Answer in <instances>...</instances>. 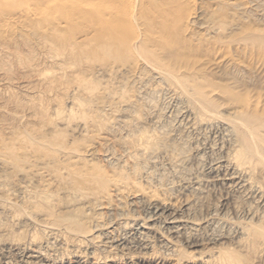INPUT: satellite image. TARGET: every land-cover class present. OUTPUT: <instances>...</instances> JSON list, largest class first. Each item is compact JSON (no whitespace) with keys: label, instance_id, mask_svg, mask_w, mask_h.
I'll return each mask as SVG.
<instances>
[{"label":"bare ground","instance_id":"1","mask_svg":"<svg viewBox=\"0 0 264 264\" xmlns=\"http://www.w3.org/2000/svg\"><path fill=\"white\" fill-rule=\"evenodd\" d=\"M173 1H175V0H173ZM173 1H171V0H168V1H166V0L165 1L164 0L163 1H161V0H147L149 10L153 11L152 8H154L156 13L158 12V14H159V16L156 17L157 16V15H155L156 13L154 14V12H153V14L155 15V16L153 15V17H156L154 20H159V21H157V23L159 22L161 25L163 24L164 26H166V28L167 27H168V29L170 28L169 29L170 31L168 29H165V28H164V30L161 29V31H160L159 29H160L161 26L158 23L159 25L157 24L158 26L156 28H154V30L157 29L160 26L157 29V31L159 30L158 31L159 34H161L160 32L163 31L162 32L163 34H161V36H159V38H157L158 36L154 37V38H151L150 35L147 34V32H146V34L148 36L145 34V30L142 31L143 28H141V27L140 28L142 30L139 28L140 30L138 32L137 28L140 25H138L136 27V25H137L136 21H135V23H136L135 25H134V23L132 21V20H135V19L137 20V22L139 21L140 23H141V20L145 21V20H143V18L146 17L145 14H147V16H148L147 21L148 20L150 22L153 21V20L152 21L150 20V19H153V18H151L152 16L149 17L150 14L146 13V12L149 11V10L147 11V9H146V6H147L146 4H145L146 6L144 5V7L146 9V12L144 10L142 11V15L144 14V17L142 18V17H139V15L141 14L139 12H141V10L138 9L139 12L138 11L136 12L137 3L139 2V1L136 2V0H99V1L82 0V6H83V9H84L83 10V14H84L83 15L84 16L83 20L85 19V22L88 23L87 26H89L92 23L91 26L94 27L93 23H95L96 26L99 27V29H98V30H100L99 33L97 34V31H98L97 30V31H95V34L98 35L97 38L100 37V38H98L100 40H96L95 39L96 36L93 35L95 37V38L93 37L95 40L93 39L94 41H89L88 39L91 40V38H92V36H91V38L89 36V38L87 39V37L89 35V32L91 31L90 30L89 32L88 31H86V32L84 31V35H83L84 38L82 36L81 39L80 38L79 39H75L72 42L71 41L69 42L68 41L69 39H68L67 42H63V43H50L52 40H54V39H52L48 43V42H46L47 39L44 38L45 39L44 42H46L48 44H44V43L42 45L39 44L41 46L38 47V48L43 47L44 51L52 52V55H55L56 57H61V60H62V64L61 65L62 66L64 65V62H68L69 63L71 55L73 56V52L77 53L78 57L75 58V61H76L75 64H78V65H79V63L81 64L84 59H87L89 61L90 60L92 61V59L94 61V59H95V60H97V63H98V61H101L102 63H106V62L109 61V59H111L112 63H113L115 61V60L113 61V59H115V58H116L117 61H119V58H123L125 60L129 59L130 61H132V58H133L132 56L136 57V55L140 56V54H141V56L145 58L144 60H143V58H141L143 60V62L145 61V62H148L150 64V65L146 64L148 66V68L151 67L152 65L156 66L157 69L159 70V72L162 73L161 76L164 77L169 83L171 82V87H173L172 86L173 83L176 85V88L179 87V89L181 90V91H179V92H181L180 93L181 95H180L179 98H182V96H185V95L188 96L187 99L190 98V101L195 106L196 114H198V115H196V118H197V116H199L198 119H199V123H200L201 126H203L205 129L211 128V129H208V130H212V131H213V129L216 128V133H217L219 128L225 130L224 132L227 133L226 137H227V135L229 137V139L227 140L228 144L226 143V145H229L228 150L226 149L229 152L226 155L227 157H225V159H224L225 160L224 163L226 164L225 167H226V169L229 172L228 174H230V176H229L230 179L229 180L227 179V180L230 183H233V184L234 183L235 184L238 183L240 186L242 185V187L246 186V184L248 185V180L247 179L251 180L252 182L251 181L249 182V183H251V188L254 189L256 192H259V193L262 191L261 194H262V198H263V201H264V111L262 109H260V108L259 109L262 110V113H260L258 110H256V109H258V107H260L262 105H260L258 103L260 106H258V104H257L255 109L252 110V108L254 107L253 106L254 100L258 99V98H255L253 100V102H252L250 99L247 98V96H246L247 94L245 95L244 98H240L238 96H235V94L232 93L233 92L232 90L228 89L227 87H224L225 84L224 85L218 84L217 82L219 80L217 82L215 80L214 82H216V83H214L213 81H210L209 79L208 80L205 79L204 76L201 77V76H199V74H196L195 72L190 71L188 66H186L184 64L185 63L184 61H183V64H184L183 65V64H181L182 63L181 60L180 61H176V62H172L171 60H169L171 54H173L172 52L177 50L178 43H181V45L184 47L185 42H184L183 37H182V40H181V36L184 33H187V31H189V29H190L189 24L191 22V19H194L193 17L195 16V15H193V17H192V14L190 15V13H189L191 11L188 12L187 10L186 11L188 13L185 12L183 14V16L180 15V12L172 11L171 10V8H172L171 5L172 6L174 5L173 6V8H174L175 5H176L175 3H177L178 6H179V3L181 2L180 0H176L175 2H173ZM140 3L142 4V2H140ZM183 3L187 4V1L183 2ZM149 4H152L151 5L152 8L149 7L150 6ZM153 4H154V7H153ZM181 5H183L182 8L185 7L184 4H181ZM181 5L179 6L180 8H181ZM218 5H219V3H217V6ZM235 5H237V4H235ZM84 6L85 7L88 6L89 7L88 10L85 11L86 8H84ZM93 6H95L97 9H94ZM178 6H176L177 8H174V9L172 8V9L175 10V11H176V9L178 11H180ZM230 6H229V8H231ZM213 7L216 9L215 5ZM224 7H225V5H224ZM217 8H219V6ZM26 9H25L26 11H24L23 9H22V11L24 13L28 14V17H29V15H32L31 13L34 14L35 11L37 13V9L38 8L37 9L34 8L35 11L33 10V8L32 9L31 8L30 9L26 8ZM215 9H213V11H215ZM41 10H43V9H41ZM93 10H95L97 14H92L91 12ZM216 11H218V13L221 14L220 13L221 10L219 11V9H218ZM38 12H39V10H38ZM0 13H2L1 10H0ZM24 13L21 12V14H23V15H24ZM137 13H139V15ZM12 14H13V12H12ZM44 14L45 13H41L42 16ZM213 14L214 13H212V15ZM39 15H40V12H39L38 16ZM142 15H140V16H142ZM36 17H37V15H36ZM210 17L208 16L207 19L208 18L210 19ZM55 18L56 17H48L47 18L48 20H45L46 18H43V19H41L42 21L39 20V23L45 22V23H43V26H44V24H46V21H50V22H47V24L48 23H52L55 26L56 25L55 21H54V20H56ZM212 19L213 18H211V20ZM221 19H222L223 22L227 21V20L224 21L223 18H221ZM0 20H1V17H0ZM57 20H58V18H57ZM171 20H172V24L170 22ZM215 20L216 19H213L211 22H213ZM217 20H218V24H219V20L220 19H217ZM231 20H230V22H231ZM2 21L3 20H1V24L5 22V21L4 22H2ZM131 21H132L133 24L131 23ZM147 21H145V22L148 25ZM235 21L237 22V19ZM85 22H84V24H85ZM139 22H138V24H140ZM168 22L171 24L172 27H173V25H176L178 29H176V28L173 29L171 26H168ZM207 22H208V20H207ZM209 22H210V20H209ZM239 22H240V20H239ZM58 23H60V22H58ZM214 23H216V21ZM231 23H233V22H231ZM8 24H9V22H8ZM151 24H153L154 27H155V23L154 22L151 23ZM151 24L149 25V27L153 28V26H151ZM191 24H192V22H191ZM239 24H237V25L234 24V26L238 27ZM142 25H143V22H142ZM212 25L216 26L213 23H212ZM38 26H39V24H38ZM50 26L52 27V25H50ZM50 26L48 25V27H50ZM58 26H59V24L56 25L57 28H58ZM209 26H210V24H209ZM239 26H241V24ZM22 27H23V24H22ZM48 27H47V29L44 27L45 31L48 30ZM143 27H144V25H143ZM149 27H147V28H149ZM24 28L22 30H24ZM27 28L29 30L30 26H27ZM55 28H53V29L56 30ZM220 28L224 29L223 26H220V27L216 26V30H214V27L210 26L206 30V33H208L210 35H211V33L214 34L216 31L220 30ZM36 29L37 30L35 31V33L36 32L38 33V31H40V29L39 30H38V28H36ZM42 29L43 28H41V30ZM91 29H92V27H91ZM172 29L174 30L175 33L172 32ZM235 29H234V31H235ZM165 30H167V32L169 31L170 33H173V34L170 35V33L169 34L166 33ZM176 30L179 33H181L182 35L179 34ZM30 31H31V33H33V29L30 30ZM140 31H141V33H140ZM53 32L55 34V31H53ZM42 33H44V30L42 31ZM231 33L233 35L232 31H231ZM79 34L81 35L82 32H80ZM45 35L46 34L44 33V36H42V37H45ZM38 36H40V35L38 34ZM57 36H59V35H57ZM101 37H102V40H101ZM205 37H207V35ZM219 37H220V35H219ZM226 37H229V36H226ZM60 38L61 37L59 36V39ZM198 38L199 39H197V40L199 41L200 37H198ZM229 38H231V37H229ZM229 38H227V39L229 40ZM190 39H192V38L190 37ZM201 39H202V36H201ZM212 39H213V37H212ZM221 39L222 38H220V40ZM227 39L224 38V41H227ZM197 40L194 39V41H197ZM214 40L216 41V39H213V41ZM190 42H191V40H190ZM190 42L188 44L189 46H187V47L191 48ZM201 42H203V41H201ZM222 42H223V40H222ZM182 43H184V45ZM206 43H208L207 42V38L205 40V44ZM195 44H197V45L195 46V48L193 46L194 49H196V47L199 46L197 42ZM94 45H97V46H94ZM151 45H153V46L151 47ZM181 45H179V46L182 48ZM201 45H203V43ZM33 46H35V45L33 44ZM91 46H93V47L90 48ZM27 47H29V46H27ZM205 47L203 45V47H200V48H202L201 50H203ZM184 48H182V49H184ZM213 48L214 47L212 46V49ZM191 50H189V52H191ZM196 50H194L195 54L197 52ZM210 50L207 53H204V54L205 55L207 54V56H208L209 53H212V51H213V50H211V51ZM179 51H181V50H179ZM206 51L207 50L205 49V51H203V52H206ZM48 52H46V54ZM186 52H188V51H186ZM203 52L201 53V55H203V57H204L205 55L203 54ZM199 53L197 52V55ZM21 54H24V53H21ZM191 54H193V52ZM47 55H50V54H47ZM47 55H45V56H47ZM201 55H199V56H201ZM194 56H196V55H194ZM20 57H18V58H16V56L14 57V58H16L18 63H21V61H22V60L20 61V59H22ZM50 58L52 59L51 55H50ZM50 58H47V59H50ZM64 58H68L69 60L68 59L64 60ZM179 58L181 59V57H179ZM189 59H190V56H189ZM135 60H139V59L136 57L133 60L134 61L133 64L131 63L132 65L128 62L130 64L129 66H127L126 62L122 60L125 63L124 65L127 66V68H126L123 65V67L126 68L125 71L128 72L131 75V76L129 75L131 77L130 79L133 78V80L137 77L138 72L140 70H142V72H143V69L139 68V66H137L138 63L136 64L137 61H135ZM27 61H26V63L29 62V61L28 62ZM58 61L59 60H57V64H58ZM93 61L91 63H94ZM197 61L200 62V60H196L195 62H197ZM90 62H87V64L90 63ZM101 62H99V63H101ZM109 62H111V61H109ZM140 62H139V64H141ZM102 63H101V65H102ZM205 63H206V61H205ZM24 64H25V60H24ZM36 64L37 63H35V65ZM115 64L116 63L114 62L111 65L114 66ZM180 64L183 65L184 67L179 66ZM94 65L97 66L96 64H94ZM187 65H188V63H187ZM66 66H63V67L67 68ZM102 66L104 67V65H102ZM120 66H122V65H120ZM143 66H145V65H143ZM33 67H35V66L33 65ZM99 67L100 66H98V68ZM105 67H106V65H105ZM107 67H109V66H107ZM192 67H191V69H193ZM38 68H36V69H38ZM98 68L95 67L96 70ZM110 68L113 71L116 70V69H114L115 66L113 68L111 66ZM70 69L72 70V68H70ZM100 69H101V67H100ZM120 69L122 71V68H120ZM145 69H146V67H145ZM152 69H154V67ZM106 70H108V69H106ZM63 71H64V69H63ZM72 71L74 72V70H72ZM81 71H82V69H81ZM92 71L93 70H91V69H90V71H89V69H88V71L86 69V73L87 72L90 73ZM113 71H111L110 73H113ZM125 71H124V74H125ZM147 71H146V73H147ZM64 72H62V73H63V75L65 77ZM67 72H69V70ZM144 72H145V70H144ZM159 72L157 71L156 75H159ZM76 73H77V75H75V79L76 78L78 79V77L80 78L81 77L80 75H82V78L78 79V82H77L78 87L76 86L77 89H75V90L76 91L77 90L78 91L85 90L86 92H88V94L90 95V98L92 100L93 99L96 100V104H98V106H96V108L97 107L98 108L99 107H104V105H107L106 102H107V100L109 99V97H110V95L112 93L111 90L104 89L102 87V85L98 84V82L89 83L88 81L93 80L94 77L91 76L90 77L91 79L88 78L89 76L86 77L85 76V70L80 72L79 75H78V71ZM150 73H153V72L151 71ZM67 74H68V76H71V75H69L70 72L67 73ZM71 74H73V73H71ZM98 74H100V73H98ZM98 74H97V76H95L96 74L94 76L97 77L98 79H100L98 77ZM107 74H109V73H107ZM141 75H142V73L140 74V77H142ZM146 75H148V74H146ZM150 75L154 76L155 74L153 73V74H150ZM73 76H74V74H73ZM76 76H78V77H76ZM111 76L113 77V75H111ZM119 76L117 77L118 79L120 78ZM124 76L127 78L126 75H124ZM52 77H54V76H52ZM64 77H63V79H64ZM103 77H105V76H103ZM160 77H159V79L161 80L162 77L161 78ZM207 77H208V75H207ZM137 78L139 79V77H137ZM151 78H153V77H151ZM57 79L60 80V78H58V77H57ZM67 79L74 80V78L72 76H71V78L68 77ZM67 79L65 81H67ZM141 79L143 80L144 77L140 78L139 81ZM148 79L151 80L149 77H148ZM153 79L156 80L155 78H153ZM124 80L125 79H123V82H124V84H126ZM154 80H151V81H154ZM160 80L157 81L158 82L157 86H159ZM117 81H121L122 82V80H117ZM134 81H136V80H134ZM161 81H163V80H161ZM62 82L64 83V81H62ZM74 82H76V81L74 80ZM74 82H73V85H74ZM55 83H56V80H55ZM140 83L141 82H139V85H140ZM65 84H66V86H68L67 83H65ZM68 84L70 85L71 83H68ZM132 84H133V82L131 83V85ZM165 84H166V81H165ZM62 85L63 84L61 83V86ZM66 86H63V87L65 88ZM106 86L107 85H105V87ZM119 86H120V84H119ZM133 86H135V84ZM145 86H147V85H145ZM166 86H167V84H166ZM68 87L70 88V86H68ZM64 88H63L62 92L63 93L64 92L68 93L67 91H69V88H68V90H65V91H64ZM130 88H132V87H130ZM169 88H170V85H169ZM176 88L173 87V88H171V90L172 91L174 90V92H175ZM65 89H67V88H65ZM166 89H168V88H166ZM72 90L70 88L69 92H71ZM137 90H138V88H137ZM177 90H178V88H177ZM139 91H140V89H139ZM115 92H116V89H115ZM130 92L131 91H129V90H124V87H123V94H120V96L122 95L121 96L122 101L129 100L128 101V103H129V102H131L133 100L132 102L138 101V103H140L139 101L143 100V99H141V97L138 96V95L142 94L141 92H138V95H137L138 98H140L141 100L140 99L136 100L135 99L136 98L135 95H131ZM171 92H170V94H172ZM139 93H141V94H139ZM84 94H86V93H84ZM165 94H167V92ZM69 95H73L75 97L74 94H69ZM78 95H77V97H78ZM81 95L82 96H86V95H83L82 93H81ZM254 96L256 97V95H254ZM77 97H75V99ZM87 97H89V96H87ZM186 97H185V99H186ZM81 99H83V98H81ZM81 99H80V102H81ZM87 99L85 101L89 100V99L88 100ZM119 99H120V97H119ZM185 101H187V100H185ZM83 102H84V100H83ZM83 102L79 103V105H78V102L76 101L78 107L80 106L79 107L80 110L78 108H76V110H75L76 112H77V110H78V113H79V111L81 112V108L83 107L82 106ZM115 102H116V100H115ZM89 103H91V102H89ZM110 103H112V102L110 101ZM138 103H137V105H138ZM187 103L188 102H186V105H187ZM93 105H95V103H93ZM129 105H130V103H129ZM129 105H127V106L129 107ZM155 105H156V103H155ZM193 105H191V106L193 107ZM112 106L114 107L115 105H112ZM87 107H90V106H87ZM87 107H86V109H87ZM92 107L93 106H91V108ZM130 107H131V105H130ZM138 107H140V106H138ZM83 108H82V110H83ZM188 108H187V110H188ZM100 109L97 110V112H96V110L94 112L98 113L100 111ZM104 109H106V108L104 107ZM128 109L129 108H127V110ZM132 109H134V107ZM92 110H90V112ZM120 110H122V109H120ZM108 111H109V108L107 110V113H108ZM111 111H110V113L112 114ZM128 111H130V110H128ZM94 112H91V113H94ZM186 113H187V111H186ZM84 114H83L82 117L88 118L87 116H84ZM118 114H120V113H118ZM126 114H128V113H126ZM190 114H191V112H190ZM192 114H193V111H192ZM115 115H116V113H115ZM193 115H192V118H193ZM43 116H45V115H43ZM103 116L106 117V114H104ZM110 116L112 117L113 114L110 115ZM184 116H185V114H184ZM186 116H188V114ZM91 117H92V115L90 116V119H92ZM189 117H191V116H189ZM41 118L42 119L45 118L46 120L48 119V118H46V116L45 117H41ZM82 119H81V121H79V118H78V121H79V123L81 122V124L85 120V119L84 120H82ZM94 119H95V117H94ZM106 119H108V118H106ZM119 119L121 120V118H119ZM73 120H75V117H74ZM95 120H93V122ZM42 121H41V123H42ZM112 121H113V119H112ZM114 121H115L114 123L117 122L116 118L114 119ZM122 121L123 120H121V122ZM196 121L194 119L193 124H195L194 122H196ZM95 122H96L97 127L99 129L101 128L103 130V133H104V130H105L106 134L107 133L110 134L109 132H111L110 136H112L113 135L112 133L115 132V131H113V129H111V126L109 127L108 124L104 120L103 121L102 120H96ZM128 122H130V121H128ZM185 122H186V120H185ZM72 123H73V121H72ZM75 123H77L76 120H75ZM199 123L197 122V125ZM117 124L121 125L119 122ZM82 125L84 126V124H82ZM82 125H81V127H83ZM113 125H112V127H113ZM181 125H182V123H181ZM185 125L186 124L184 123V126ZM49 126H50V123H49ZM125 126H127V125L125 124ZM128 126H130V125L128 124ZM133 126L135 127V124ZM119 127L121 128V126H119ZM139 127H141V125ZM180 127L182 128L183 126H180ZM187 127L189 129V126H187ZM193 127H194V125H193ZM41 128L44 130V128H46V127H44V128L41 127ZM47 128H48V126H47ZM120 128H118V129H120ZM123 128H125V127H123ZM144 128L146 130V127H144ZM144 128H142V129H144ZM101 129L99 130L100 134L102 133ZM125 129H122V131L125 130ZM138 129L136 128L135 132ZM191 129H192V127H191ZM205 129H203V130H205ZM90 130H92V129H90ZM145 130H144V133L146 132ZM39 131H40V129H39ZM125 131H123L124 133H122V134H125ZM165 131L163 130V132L161 131V133H164ZM36 132H38V130ZM40 132H42V130ZM119 132L121 133L120 130H119ZM127 132H128V129H127ZM141 132L142 131L139 130V133H141ZM183 132H185V130ZM196 132H199V131H196ZM201 132H202V130H201ZM117 133H118V131H117ZM181 133H182V131H181ZM208 133H210V132L208 131ZM225 133H224V135H225ZM10 134L12 135V137H14V135H13L14 133H10ZM217 134H221V133L218 132ZM43 135H44V137L47 138V136H45V134H43ZM58 135H60V137L59 136L58 137L61 138V139L58 138L59 139L58 140L56 138L54 140L53 137L57 136L56 134H54L52 136L53 140L49 136L51 138V139H49L50 141L48 139H46L47 141L45 139H41V137L39 139H38V137H37V139H35L36 134L34 135V137H31L30 134H25V135H22L21 138H18V139L12 140V141H6L5 139L0 138V171L1 172L2 171L3 172H7L8 171L7 174L4 173L2 176L0 175V216L4 215L7 218L11 217V220H9V222L11 221V223L14 224V229L16 227L19 228V229L21 228L20 231L18 229H16V230L19 231L18 233H16V231L14 229H13L14 232H12L11 230L8 229L9 231L7 230V233L3 234L4 230H2V228L0 226V228H1V232L0 233L3 234V236H1L2 239H0V249L1 250L2 249H6V250H8L7 251L8 253H10V251H13L14 253H16L17 256L21 258V259L19 258L21 260V262L19 261L20 264H173V263L174 264H253L252 263L253 259H254V261H256L255 259H257V261L260 264L264 263V225H261L258 221H257L258 223L256 224V222L254 223L253 221H251L252 219L251 220L249 219L251 222H253L252 224L250 222V225L249 224L244 225L247 222L244 223V221L242 219H240V220L243 221V222L242 221L241 222L243 223L244 226L240 225V223H239L240 221H239L238 218H237L238 220H236V219L234 220V221H236V223L239 221L238 222L239 225H238L237 229H238V232H240L239 234L242 235L241 236L242 237L241 241L243 239L242 242L240 241V244L242 243L241 244V248L239 250H236V251H234V250L230 251L231 249L225 250L226 247H225V249L222 247V250H221V252L218 253L217 257H216V254H217L218 250H217V252L215 251L216 254L213 255L211 253L212 251L209 252L210 251V250H208L209 248H205L210 253L209 255H206V256H204V254H205L204 252L205 251L204 252L202 251L204 253L202 255H198L197 254V255H193V256H192V253H191V255L187 254V253H183V252L180 251V248H178V246L176 244L177 241H179L176 237L175 238L177 239V241L176 240L175 241H170L169 239L166 240L161 235L162 231L159 232L158 230H160V229L156 228L157 227L156 226L157 223H155L156 221H161V223L165 224L164 226L167 227V230L169 231V233H172L173 235H175L176 233H177V235H180L179 234V231H181L180 229L183 228L182 230L184 231V228H186L189 225L188 222L184 221L185 219L182 220V218L179 217L180 214H178V212L180 213L182 207L181 206L178 207L177 204L175 202H173V200L170 197L169 198H165L166 196H169L171 194V193H169L170 191H168V187H167V191H165L164 193H162L161 191L158 193L155 190L154 191L150 190V188L146 187L145 184L142 186L141 183H139V179L141 181H142V179H146L145 175L148 174V173L145 172V170H143L145 168L148 169V167H146L147 166L146 164L148 162L147 161L148 158H151L153 156V154L156 155L158 153H162V154L164 153L161 150V148H162V146L165 145V142L168 140V139L166 140L165 138H163V137H166L165 135L162 137V139L159 138V139H156V140H153V141H151L152 139H150V141L145 142L146 143L144 145L145 147H143V145L142 146L140 145V147H139V145L138 146L136 145L139 148L138 149L133 148V150H135V151H131L130 149H132V148L130 146H129L130 149H128L129 147L127 145H126V148H123V149H127L128 150L127 153H130V155L132 156V159L135 160V162H134L135 163V165H134V171H135L134 173H135V175H133V176H130L131 175L130 172H129L130 175L128 173L124 174V171H122L123 173L122 172L121 173H118V172L114 173L112 171L111 172L112 174H111L110 172H108L106 167L105 168H100L99 166L96 167V165L92 164V162H93V160H92L93 158L92 157H94V156H96V154H98L97 151L99 149L98 150L96 149L97 150L96 151L93 148L94 150L91 149V150L86 151L85 150V148H86L85 146H84L85 148H81L84 151L83 150L81 151V149L79 150V148H77V149H69L68 148L69 144H67L68 140H64V138L68 139V136L64 137L60 133ZM138 135H140V134L137 133V136L135 138L136 142H138V140H137ZM143 135H145V134H143ZM154 135H156V134H154ZM201 135H202V133H201ZM61 136H63V138ZM98 136H100V135H98ZM116 136L117 135H115L114 137L112 136L113 139L114 138L117 139V138L120 137L119 136V137L116 138ZM125 136H127V135H125ZM125 136H124V138L126 139ZM159 136H161V134ZM159 136H157V137H159ZM208 136H209V134H208ZM121 137H122V135H121ZM148 137H150V136H148ZM168 137H169V135L167 136V138ZM180 137H182V136H180ZM103 138H101V139H103ZM110 138L108 137L109 140H110ZM97 139L98 138H96V140H94V141H97ZM132 139H134V138H132ZM140 139L143 140V137H141ZM144 139H146V138L144 137ZM74 140H76V139H74ZM74 140L71 141L70 143L73 144ZM86 140H87V137L84 140V142ZM179 140H181V138ZM182 140H184V139H182ZM222 140H225V138H223ZM101 141L99 143H101ZM103 141H104V139H103ZM111 141H109V142L111 143ZM65 142H66L67 145L65 144ZM84 142L82 141V142H80V144H79V142H77V143L79 144V146H81L82 145L81 143L85 144ZM112 142H117L118 143V141H115V140L112 141ZM119 142H121V141H119ZM176 142H177V140H176ZM182 142H184L183 144L180 142L182 145H184V144L186 145L185 141H182ZM86 143L89 144L88 142H86ZM99 143H98V145H99ZM106 143H108V142H106ZM127 143H131V142L129 141ZM139 143H142V142L140 141ZM212 143H214V142L212 141ZM221 143H223V142H221ZM72 144H70V148L74 147V145H73V147L71 146ZM119 144L120 143H118V146H119ZM123 144H122V147L125 146L126 141H125V144L124 145ZM168 144H171V141ZM101 145H103V143ZM104 145H105V148H106V144H104ZM112 145H113V143H112ZM115 145L116 144H114V146ZM90 146H92V145H90ZM90 146L88 147V145H87V148L90 149ZM174 146H173V148H174ZM203 146L204 145H202V147ZM210 146H209V152L212 150V148H210ZM214 146H212V147L214 148ZM171 147H172V145H171ZM180 147H183V146H180ZM185 147H187V146H185ZM109 148H107V149L109 150ZM119 148H121V146ZM163 148H165V147H163ZM169 148H167V149H169ZM226 148H227V146H226ZM103 149H104V147H103ZM103 149H102V146H101V151H104ZM113 149L115 151V149H117V148L115 147ZM140 149H142V150H140ZM120 150H121V152L123 151L122 148ZM203 150H206V149L204 148ZM215 150H217V149H215ZM222 150H224V149H222ZM129 151H131V152H129ZM169 151H171V150L169 149ZM191 151H192L191 148H190V151H187V149H185V148H179L177 152L180 153L181 157L185 158V156H186V159L188 161H190L187 158V156H188L187 153L191 152ZM220 151H221V149H220ZM125 152H124V154L127 155V153H125ZM147 152H150L149 156L151 154H152V156L149 157L147 155L148 158L145 159L143 156H146ZM171 152H174V151H171ZM99 153H101V152H99ZM102 153L104 154V152H102ZM107 153H105V154H107ZM210 153H212V151ZM218 153H219V151H218ZM112 154L114 155L113 151H112ZM143 154H145V155H143ZM219 154H218V156H219ZM164 155H165V158H166V154H164ZM120 156H124V155H120ZM131 156H128V158L129 157L131 158ZM141 156L143 157L142 159H141ZM172 156H173V154H171V157ZM100 157H101V154H100ZM171 157H170V160H171ZM201 157H203V156H201ZM89 158H92V159L90 160ZM98 158H99V156H98ZM104 158L107 159L108 161L110 159H113V157L110 158L109 153H108V155H104ZM114 158H116V156ZM117 158H120V157L117 156ZM121 158L118 159V161L119 160L121 161ZM222 158H223V156H222ZM126 159L127 158L125 157V163H126ZM157 159H160V158H157ZM94 160H96V159L94 158ZM122 160H123V158H122ZM154 160H156V159H154ZM103 161H104V159H103ZM120 161H119V163H120ZM129 161H128V163H130ZM176 161L177 160H175V162H174V160H172L173 165H174V163H176ZM184 161H182V162H184ZM213 161H214V159H213ZM220 161H222V160H220ZM105 162L107 163V161H105ZM112 162H116L117 163V161H112ZM207 162L211 163L210 160L207 161ZM108 163H110V162H108ZM166 163H167V161H166ZM177 163L179 164L178 161H177ZM102 164H104V163H102ZM112 164L114 165V163H112ZM154 164H155V166H157L156 162ZM157 164H158V161H157ZM178 164H176V165H178ZM104 165H106V164H104ZM130 165H129V168H130ZM149 165H150V163H149ZM179 165L177 166V168L179 167ZM187 165H189V163H187ZM107 166H109V165H107ZM121 166H123V165L121 164L120 167ZM126 166H127V164H126ZM150 166H152V165H150ZM185 166H186V164H185ZM211 166H213V165H211ZM111 168H113V166ZM129 168H127L128 171H129ZM183 168H184V166H183ZM216 168L218 169V168H220V166H218ZM216 168H215V170H217ZM221 168H220V170H222ZM184 169H186V168H184ZM124 170H126V169L124 168ZM151 170H153V169H151ZM171 170H173V169H171ZM215 170L213 169V171H215ZM223 170H224V168H223ZM10 171H12V173ZM115 171H117V170H115ZM140 171H142V172L139 173ZM187 171H188V168H187ZM131 172H133V171H131ZM152 172H156V170L152 171ZM8 175L11 176L10 177L11 179L9 178ZM12 175L14 177H12ZM154 176H156V175H154ZM136 177H138V178H136ZM149 178L150 177H148V179H146V181L149 180ZM16 179H17L18 182H16ZM155 179H156V177H155ZM34 180H37V182H36L37 186L34 185V182H33ZM146 181L144 180V183ZM185 181H186V179H185ZM161 182H162V180H161ZM152 184H155V183L152 182ZM166 184H168V186H169V183H166ZM166 184H164V185L166 186ZM240 186H239L238 189H240ZM160 188H161L160 190H163L162 187H160ZM198 188H197V190H198ZM172 190H173V188H172ZM245 190H246V188H245ZM172 193L174 194V191ZM175 195H177V194H175ZM257 195H258V193H257ZM172 197H174V195H172ZM128 199H129V201H128ZM241 199H243V198H241ZM177 202L180 203L181 201H177ZM138 204L147 205L148 208H150L151 211H149V213H147L145 215H142V213L141 214L138 213V211H136L133 208V206H135L136 209H137L138 206H140ZM183 204H185V203H183ZM262 204H264V203H262ZM136 205H138V206H136ZM248 206H246V207H248ZM254 206L250 205L249 207H251V209H252ZM249 207H248V209H249ZM190 208H192V207H190ZM238 208L240 209V207H238ZM144 209H146V208H144ZM140 210H141V208H140ZM186 210H187V208H186ZM145 211H147V210H145ZM188 211L190 212V210H188ZM238 211H241V210H238ZM245 211H246V209H245ZM255 213L257 214V212H254L253 215H251L250 213H249V215L254 217V215H256ZM241 214H243V213H241ZM246 214H247V212H246ZM258 214H259V212H258ZM184 215H183V218L185 217ZM163 216H165V217L163 218ZM257 216H259V215H257ZM225 217L223 219H225ZM0 218H2V217H0ZM3 218H2V220H3ZM247 218H248V215H247ZM261 218L262 217H260V219ZM4 219L6 220V218H4ZM207 219L208 218H206L205 221H207ZM254 219H255V217H254ZM190 221H192V219ZM224 221L221 220L219 222L220 223L221 222L224 223ZM262 221H264V220H262ZM6 222H8V221H6ZM209 222H210V220H209ZM229 222H231V220ZM1 223L3 224L2 221H1ZM1 223H0V225H1ZM234 223L232 222L231 224H234ZM195 224H197V223H195ZM209 224L210 223H208L207 225H209ZM263 224H264V222H263ZM190 225H191V223H190ZM11 226H13V225L10 224V228H12ZM24 226H26L27 228L30 227L32 229V233L33 234L31 232L30 233L32 235L29 234V233H26L30 228L28 230H24V232H23L22 230L24 229ZM198 226H199V224H198ZM222 226H224V225L222 224ZM235 228L232 229V230L234 231ZM117 230H118V232H119V230L122 231L123 235L120 236V237L119 236L117 237V235L115 236L114 234L116 233L115 231H117ZM236 231H235V234H236ZM119 234H121V232H119ZM130 236H138L139 237L138 240H137L136 246H137V248H139L140 252H137V251H136V253L135 252H130V250L128 249L129 248L128 244L130 242H128L127 238H129ZM167 236H169V234H167ZM170 237H173V236H170ZM131 239L134 240V238H132V237H131ZM153 240L157 241L159 245L164 247V249L167 248L169 255L165 254L166 256H163L162 254H160V252L162 250L159 252V255H162L161 257H159L158 255H156V257H154V255H153L154 253H149V251H150L149 249H151L153 247V244H156L155 241L153 243ZM134 242H136V241H134ZM180 242L181 241H179V243ZM197 242H199V241H197ZM156 246H154V247H156ZM133 247H135V246L133 245ZM154 247H153V252H154ZM237 247H239V246H237ZM216 248H217V246H216ZM127 249L129 250L128 251L129 253L126 252ZM167 250H166V252H167ZM5 255L7 257V253ZM15 256H13V257H15ZM7 260H8V258H7ZM16 260H17V258H16ZM167 260H171L172 263H170ZM7 263H8V261H7ZM7 263H5V264H7ZM11 263H13V262L11 261ZM14 264H16V263L14 262Z\"/></svg>","mask_w":264,"mask_h":264},{"label":"rangeland","instance_id":"2","mask_svg":"<svg viewBox=\"0 0 264 264\" xmlns=\"http://www.w3.org/2000/svg\"><path fill=\"white\" fill-rule=\"evenodd\" d=\"M93 1H99V0H93ZM137 1H139V2L137 3L136 12L137 11L139 12L138 9H140L141 10V12H139V13H141L140 15H142V11L143 10L145 12H146V9H147V11L149 10L147 0H141V1L140 0H136V2ZM161 1H163V0H161ZM166 1H168V0H166ZM171 1H173V0H171ZM175 1H173V2H175ZM180 1H181L180 3L184 4L185 7L182 8L183 5H181L178 2L179 6L181 5V8L178 6L177 3H175L176 5H175L174 8H177L176 6H178L180 11H178L177 9H176V11L173 10L174 9L173 8L174 5L173 6L171 5V7L173 8V9L171 8V10L174 11V12H180V15H182V16H183V14L185 12L188 13L189 11H191V12H189L190 15L192 14V17H193V15H195V16L193 17L194 19H191L192 24L190 22V24H189L190 29H189V31H187V33H184L182 35L181 33H179L176 30L179 34L182 35V36L181 35L180 36H181V40H182V37L184 39L185 45H184V43H182V44L184 45L185 48L181 45V43H178V48L179 49L177 48V50L172 52L173 54H171L169 60H171L172 62H176V61H180L181 60V62H182V63L180 62L181 64H183V61H184L185 62L184 64L186 66H188L190 71H193L196 74H199V76H201V77L204 76V78L207 79V80L209 79L210 81H213V82L215 80H216V82L218 80L219 81L221 80L220 82L218 81L217 83L220 84V85H224L225 84L226 86L224 85V87H227L228 89L232 90L233 91L232 93L235 94V96H238L240 98H244L245 95L247 94L246 95L247 98L250 99L252 102H253V100L255 98H258V99L254 100V104L252 103L253 106H254L252 108V110L255 109V107L259 103L262 106H260L258 104V106H260V107H258V109H256V110H258L260 113H262V110L264 111V0H180ZM186 1H187V4L183 3V2H186ZM140 2H142V4ZM217 3H219V5H218L219 8H217L218 7ZM235 4H237V5H235ZM144 5L146 6V9H145ZM149 5H150L149 7L152 8V6H151L152 4H149ZM214 5H215V7L217 6L216 9L213 7ZM224 5H225V7H224ZM229 6L232 9L229 8ZM0 7L2 8V9L0 8V10L2 11V13H0L1 20H3L2 22L5 21L4 22L5 24L4 23L1 24V20H0V138L5 139L6 141H12V140L21 138V136L25 135V134H30L31 137H34V135L36 134L35 139H37V137H38V139L41 137V139H45V140L48 139L49 140V139L52 138V136L54 134H56L57 136L53 137L54 140H55L56 138L58 139L60 137V135H58L60 133L64 137L68 136V139L64 138V140H68L67 144H69L68 145L69 149H77V148H79V150H80L81 148H85V147H86L85 148L86 151L91 150L93 148L95 150L99 149L98 151L96 150L98 154H96V156L92 157L93 159L89 158L90 160L91 159L93 160L92 164L96 165V167H98V166L100 168H105L106 167V169L110 173L112 171L114 173H116V172L121 173L122 171H124V174L128 173L130 175V173H131L130 176H133V175H135V173H134L135 172L134 171V165H135L134 162H135V160L132 159V156L130 155V153H127L128 150L127 149H123V148H126V145H127L128 147L130 146L132 148V149H130V147L129 148L127 147L128 149H130L131 151H135V150H133V148L138 149L140 147V145L141 146L143 145V147H145L144 146L146 144L145 142L150 141V139H152L151 141L159 139V138L162 139V137L167 133L165 135L166 137H163L166 140L168 139L167 141L164 139L166 142L164 141L165 145L162 146V148H161V150L164 152L163 154L162 153H158L156 155L153 154V156L151 154L150 156H152V157L148 158L150 152H147L148 154L146 153V156L147 155L148 156L147 157L143 156L145 159L148 158L147 161L150 163V165H152V166H150L149 163L147 162V164H146L147 166L146 167H148V169L147 168L143 169V170H145L146 173H148V174L145 175V178L148 179V177H150L152 180L150 178L147 181H146V179H142V181L139 179V183H141L142 186L145 184V186L150 188V190H152V191L155 190L158 193L160 191L162 193H164L165 191H167V187H168V191H170L169 193L174 195V197H172V195L170 194L169 196H166L165 198H169L170 197L173 200V202H175L177 204L178 207H180V206L182 207L180 213L178 212V214H180L179 217L182 218V220L185 219L184 221L188 222L189 225L186 228H184V231L182 230L183 228L180 229L181 230V231H179L180 235H177V233L175 235H173L172 233H169V231L167 230V227L164 226L165 224L161 223V221H156L155 222V223H157L156 224V226H157L156 228L160 229V230H158L159 232L162 231L161 235L166 240L169 239L170 241H175V240L177 241V239H178L179 241L182 242V243L181 242L179 243V241H177V243H176L178 248H180V251L183 252V253L190 254V255L192 253V256L193 255H197V254L198 255H202L204 253H205L204 256H206V255H209L210 254L209 252H211V251H212L211 253L213 255H215L217 250H218V252L216 254V257H217L218 253L221 252L222 247L224 249L226 247L225 250L231 249L230 251H233V250L236 251V250H239L241 248V244L242 243L240 244V241H241V238H242L241 236L242 235L239 234L240 232H238V229H237L239 223H240V225H243L242 222L244 221V223L247 222L244 225H247V224L250 225V222L253 221L254 223L256 222V224L259 222L261 225H264L263 224L264 221H262V220H264V218H263L264 217V204H262V203H264V201H263L262 194H261L262 191L259 193V192H256L254 189H252L251 188V183H249L251 180H249V179H247L248 180V185L246 184V186H244L246 188V190H245L244 187H242V185L240 186L238 183H236L237 185L234 183L235 184L234 185L233 183H230L228 181L230 179V177H229L230 174H228L229 172H228V170L225 167L226 164L224 163L225 162L224 159H225V157H227L226 155L229 152V151H227L229 145H226V143L228 144L227 140L229 139V137H228V135L226 137L227 133L224 132L225 130H223L221 128H219V129L217 128L218 129L217 133L219 132V133L222 134L221 135V134H217L216 133V128L213 129V131H212V130H208V129H211V128L205 129L203 126H201L200 123H199V119H198L199 116H197V118H196V115H198V114H196L195 106L190 101V98L187 99L188 96L185 95L183 92L182 93L185 96H182V98H179L180 95H181L180 94L181 92H179V91H181L179 89V87H177L178 88V90H177L176 85L172 82L173 83L172 86L174 88H176L175 92H174V90L172 91L171 88H173V87H171V82L169 83L164 77L161 76L162 73L159 72V70L157 69L156 66H153V65L151 66L152 68L154 67V69L156 71L154 69H152L151 67L148 68V66L146 64H149V63L145 62V61L143 62V60L145 58L142 57L140 53L139 54H140L141 57L136 55V57L139 60H135V61H137L136 64L138 63L137 66H139V68L143 69V72H142V70H140L138 72L137 77H139V79L144 77V79H143L144 81L142 79L139 81V79L137 77L134 79L136 81H134L133 78L130 79L131 75L128 72L125 71L127 66H129L131 63L133 64V62H134L133 60L136 58L134 56H132L134 58V59L132 58V61H130L129 59L125 60L123 58H119V61H117L116 58L113 59V61L115 60L114 62L116 63L114 65L115 66L114 69H116V70L113 71L110 68L111 66H112V68L114 67L113 65H111V64L114 63V62L112 63L111 59H109V61H111V62L108 61L106 63H102L101 61H98V63H97V60H95V59H94V61L92 59V61L94 63H91L92 62L91 60H90L91 61L90 62L89 60L84 59L85 61L83 60L84 62L82 61V63L81 64L79 63V65H78V64H75L76 63L75 58L78 57L77 53L73 52V56L71 55V57H70V61H69L70 64L68 62H64L63 66L67 65L66 66L67 68H65V67H63L61 65L62 64L61 57H56L55 55H52V52L44 51L43 47L38 48L43 43L44 44H48L52 39L55 40L56 38L57 39L55 41L52 40L50 43H63V42H67L68 39H69L68 40L69 42L70 41L72 42L75 39H79V38L81 39V37L84 35V31L85 32L86 31L89 32L90 30L91 31L89 32V35H88L87 39L89 38V36H90V38L92 36L91 40L88 39L89 41H94L95 39L96 40H100V39H98L100 37L97 38V36H98L97 34L100 31V30H98L99 27H97L95 23H93L94 27L91 26L92 23L89 26H87L88 23L85 22V19L83 20V17H84L83 16L84 15L83 14V10L84 9H83V6H82V0H53V1L52 0H0ZM93 7H94V9H97L95 6H93ZM153 7H154V4H153ZM26 8H28V9H30V8L32 9L33 8L34 11H35L34 8H36V9L38 8L37 9V13L35 11L34 14L31 13L32 15H29V17H28V14H26V13H24L22 11V9L24 11H26L27 10ZM40 8L43 9V10H41ZM84 8H86L85 9V11H86V10H88L89 7L88 6L87 7L84 6ZM213 9H215V11H213ZM218 9H219V11L221 10L220 13L222 15L219 14L218 11H216ZM38 10L40 12L39 16H38V14H39ZM152 10L153 11L149 10L148 12H146V13L150 14L149 17L152 16L151 18H153V19H150L151 21L153 20L152 22H150L149 20L147 21V19H148L147 14H145L146 15V17H145L146 19H145V18H143L144 14L142 16H140L139 13H137L139 15V17H142L143 20L148 22V25L146 24L145 21H142V20H141V23L138 21L140 24H138L136 19L132 20V21H133L134 25L137 23L136 27L138 25H140L137 28L138 32H139V30L141 28H143V30L142 29L141 30L142 31L145 30V34L147 32V34H149L151 38H154V37H157V36H158L157 38H159V36H161V34H163L162 33L163 31L160 32L161 34H159L158 31L159 30L161 31V29L164 30V28L168 29V27L166 28V26H164L163 24H162L163 25L162 26L158 22L162 28L159 26L160 29L158 31H157V29L159 27L154 30V28H156L159 25L157 23V21H159V20H154L156 17L159 16V14H158V12L156 13L154 8H152ZM20 11L22 13H24V15L21 14ZM12 12H13V14H12ZM153 12H154V14L156 13L155 14V15H157L156 17H153V15H154ZM41 13H45V14L42 16ZM91 13L92 14H97L95 10H93ZM212 13H214V14L212 15ZM35 14L37 15V17H36ZM208 16L209 17L211 16L210 19L209 18L207 19ZM48 17H56L55 18L56 20L58 18L57 21L56 20H54V21H55V24L56 25L59 24L60 27L58 26V28H57L56 25L54 26L52 23H48L47 24V22H50V21H46L47 25L44 24V26H43V23H45V22L39 23V20L42 21L41 19H43V18H46L45 20H48L47 19ZM211 18L216 19L215 21H216L217 24L214 23L215 21L211 22L213 20V19L211 20ZM221 18H223L224 21H226V20L228 21L229 19L230 20L232 19L231 22H233V23H231L230 20L228 22L227 21L223 22ZM217 19H220L219 20V24H218V20ZM236 19H237V22L235 21ZM207 20H208V22L210 20L211 23L210 22L208 23ZM239 20H240V22H239ZM83 21L85 22V24H84ZM132 21H131V23H132ZM135 21H136V23H135ZM8 22H9V24H8ZM58 22H60V23H58ZM142 22H143L144 27L142 25ZM153 22L155 23V27H154L153 24H151ZM170 22L172 24V20ZM212 23L215 24L216 26H219V27L223 26L224 29L220 28V30L216 31L215 33L213 32L215 35L212 34V33H211V35L206 33V30L210 26L214 27V30H216V26L212 25ZM239 23L241 24V26H239L240 25ZM22 24H23V27H22ZM38 24H39V26H38ZM150 24H151V26H153V28L149 27ZM171 24L168 22V26H171ZM209 24H210V26H209ZM234 24L235 25L239 24V25L237 27V26H234ZM45 25L47 27H48V25L49 26L52 25V27L51 26L48 27V30L49 29L50 30L49 31L48 30L45 31V28L47 29V27ZM27 26H30L29 30H28ZM146 26L149 27V28H147ZM35 27L38 28V30L40 29L41 32L38 31V33L36 32L37 33L36 34L35 31L37 29ZM91 27H92V29H91ZM23 28H24V30H22ZM41 28H43V29L41 30ZM53 28H55L56 30H54ZM172 28L173 29L174 28L178 29L176 25H173ZM32 29H33V33H31V31H30ZM173 29H172V32L175 33ZM234 29H235V31H234ZM43 30H44V33L46 34L45 37H42V36H44V33H42ZM52 30L55 31V34H54V32ZM95 31H97V34H95ZM165 31L168 34L170 33L169 32L170 30L168 32H167V30H165ZM231 31L233 32V35H232ZM80 32H82L81 35L79 34ZM140 33H141V31H140ZM173 33H170V35L173 34ZM38 34L40 36H38ZM57 35H59L61 38L59 39V36H57ZM93 35H95L96 38ZM206 35H207V37H205ZM219 35H220V37H219ZM197 36L200 37L199 41L197 40V39H199ZM201 36H202V39H201ZM226 36H229L231 38L226 37ZM190 37L192 39H190ZM212 37H213V39H216V41L215 40L213 41ZM44 38L47 39L46 42H48V43L44 42V40H45ZM83 38H84V36H83ZM188 38L191 40V42H190V40ZM206 38H207V42L208 43L205 44ZM220 38H222V39L220 40ZM224 38L225 39L229 38V40L227 39V41H224ZM194 39L197 40V41H194ZM101 40H102V37H101ZM222 40H223V42H222ZM188 41L190 42L191 48L187 47V46H189L188 45L189 44ZM201 41H203V42H201ZM196 42L199 45L198 47H196V49L198 48L197 50L194 49L195 46L197 45V44H195ZM202 43H203L204 47L206 46L203 50H201L202 48H200V47H203V45H201ZM33 44L35 46H33ZM39 44H41V45H39ZM179 45H181L182 48H184V49H182ZM27 46H29V47H27ZM94 46H97V45H94ZM152 46L153 45H151V47ZM193 46H194V48H193ZM212 46L214 47L213 49H212ZM92 47L93 46H91L90 48H92ZM205 49L207 51L203 52V51H205ZM210 49L213 50L212 53H209L208 56H207V54L205 55L204 53H207ZM179 50H181V51H179ZM189 50H191V52H189ZM194 50H196L198 53L199 52L200 53L197 55V52L195 54ZM186 51H188V52H186ZM46 52H48L47 54L51 55L52 59L50 58V55L46 54ZM192 52L196 56L191 54ZM202 52L205 55L204 57H203V55H201ZM21 53H24V54H21ZM45 55H47V56H45ZM199 55H201V56H199ZM15 56H16V58L21 56L20 57V58H22V59H20V61L22 60L21 63H18L16 58H14ZM189 56H190V59H189ZM179 57H181V59ZM47 58H50V59H47ZM141 58H143V60ZM65 59H68V58H64V60ZM195 59L196 60H200V62L199 61L195 62L196 61ZM24 60H25V64H24ZM57 60H59L58 64H57ZM122 60L126 62L127 66L124 65L125 63ZM204 60L206 61V63H205ZM26 61L28 63H26ZM138 61L139 62L141 61L140 62L141 64H139ZM87 62H90V63L87 64ZM99 62H101L102 65H104V67ZM35 63H37L36 64L37 66L35 65ZM187 63H188V65H187ZM94 64H96L97 66H95ZM142 64L145 65V66H143ZM181 64L179 66L184 67L183 66L184 64L183 65H181ZM33 65L35 67H33ZM93 65L95 67H97V68H98V66L101 67V69H100V67L97 69L99 72L95 69V67ZM105 65H106V67H105ZM120 65H122V66H120ZM123 65L126 68H124ZM107 66H109V67H107ZM145 67H146V69L148 71L145 69ZM191 67L193 69H191ZM36 68H38V69H36ZM70 68H72V70H74V72ZM120 68H122V71L123 70L125 71V74H124V71L122 72ZM63 69H64L65 72L63 71ZM81 69H82V71L85 70V76L86 77L89 76L88 77L89 79H91L90 78L91 76L94 77L93 80L88 81L89 83L98 82V84L102 85V87L104 89L111 90L112 93H111V95L109 97L110 100L108 99L107 102H106L107 105H104V107L106 109H104V107H99V108L97 107L96 108V106H98V104H96V100L93 99L94 100L93 101L90 98V95L88 94V92H86L85 90H83L84 92L82 90H80V91H78V90L76 91L75 90V89H77L76 86L78 87V85H77L78 79L82 78V75H80L81 76L80 78L78 76H76V77H78V79L76 78L77 79L76 80L75 79V75H77V73H76L77 71H78V75H79L80 72H82ZM86 69H87V71H88V69H89V71H90V69L93 70L92 71L93 73L92 72H90L91 74L88 73V72L86 73ZM106 69H108V70H106ZM109 69L111 71H113V73H110L111 71ZM149 69L155 74L154 75L155 77L150 75V74H153V73H150L151 71ZM66 70L67 71L69 70V72H70L69 75H71L76 82H74V80H72V79H71L72 81L70 79H67L68 77L71 78V76H68L67 73H69V72H67ZM144 70H145V72H144ZM146 71H147V73H146ZM157 71L159 72V75L162 78L159 75H156ZM62 72H64L65 77H64ZM71 73H73L74 76ZM98 73H100V74H98ZM107 73H109V74H107ZM141 73H142V75H141L142 77H140ZM97 74H98V77L100 79L95 77V76H97ZM146 74H148V75H146ZM111 75H113V77ZM124 75H126L127 78ZM207 75H208V77H207ZM52 76H54V77H52ZM103 76H105V77L107 76V77L105 78ZM118 76L120 77L119 79L117 78ZM150 76L155 78L156 80H154ZM158 76L161 78V80H163V81L165 80L166 81L167 86L165 84V81L164 82L161 81ZM57 77L60 78V80L57 79ZM63 77H64V79H63ZM148 77L151 80H154V81L149 80ZM66 79H67V81H65ZM116 79L117 80H122V82L121 81H117ZM123 79H125L124 81H125L126 84H124ZM55 80H56V83H55ZM159 80H160L159 86H157L158 85L157 81H159ZM62 81H64V83ZM73 82H74V85H73ZM132 82H133V84L131 85ZM139 82H141L140 85H139ZM216 82H214V83H216ZM61 83L63 84L62 86H61ZM65 83H67V85L70 86L71 90L73 89L72 91L74 93L72 91L69 92L70 88L68 86H66ZM68 83H71V84L69 85ZM119 84H120V86H119ZM134 84H135V86H133ZM105 85H107V86L105 87ZM145 85H147V86H145ZM169 85H170V88H169ZM63 86H66L65 88H67V89H65ZM123 87H124V90L131 91L130 94L131 95H135V97H136L135 99L136 100L140 99V98H138V96L141 97V99H143V100L140 99L141 100V101H139L140 103H138V101L132 102L133 100L131 102H129L131 107L132 108L134 107V109H132L130 107V105L128 103L129 100L122 101V99H121L122 95L120 96V94H123ZM130 87H132V88H130ZM63 88H64V91L68 90V88H69V91H67L68 93L64 92L65 93L64 94L62 92ZM137 88H138V90H137ZM166 88H168V89H166ZM115 89H116V92H115ZM139 89H140V91H139ZM169 91L170 92L172 91L171 93L173 95L170 94ZM138 92H141L142 94L139 93L141 95H138ZM166 92H167V94H165ZM81 93L83 95H86V96H82ZM84 93H86V94H84ZM69 94H74L75 97H77V95L79 94L78 95L79 98L77 97L75 99V97L73 95H69ZM254 95H256V97ZM87 96H89V97H87ZM119 97H120V99H119ZM185 97H186V99H185ZM81 98H83V99H81ZM87 98L88 99L90 98L91 100L89 99L90 100L89 101ZM80 99H81V102H83V100L85 102V103L83 102V105H82L84 108L81 106L83 108V110L81 108V112L83 114L86 112L84 114V116H87L89 119L86 118V117L85 118L82 117L83 114L80 111H79V113H78V110H77V112L75 111L76 108H78L80 110V108H79L80 106L78 107L79 103H81ZM86 99L88 101H85ZM75 100L78 102V105H77ZM115 100H116L117 103L115 102ZM185 100H187V101H185ZM110 101L112 103H110ZM89 102H91V103H89ZM186 102H188L187 105H186ZM93 103H95V105H93ZM137 103H138V105H137ZM155 103H156V105H155ZM112 105H115L114 106L115 108ZM127 105H129V107ZM191 105H193V107ZM85 106L86 107L90 106V107H87V109H86ZM91 106H93V107L91 108ZM138 106H140V107H138ZM108 108H109V111L107 113ZM119 108L122 109L124 112L122 110H120ZM127 108H129L128 110H130V111H128ZM187 108H188V110H187ZM259 108L262 109V110H260ZM99 109H100V111L98 113L94 112L95 110L97 112V110H99ZM184 109L187 111V113H186V111ZM90 110H92L91 112H94L95 114L91 113ZM110 111L113 114L112 117L110 116V115H112L110 113ZM113 111L116 113V115H115V113ZM192 111H193L194 115L192 114ZM125 112L128 113L129 115L126 114ZM190 112H191V114H190ZM118 113H120V114H118ZM104 114H106V117L103 116ZM184 114H185V116H184ZM187 114H188V116H186ZM43 115H45L46 118H48L47 119L48 121L45 118H43L44 120L41 118V117H45ZM91 115H92V117H91L92 119H90ZM192 115H193V118H192ZM189 116H191V117H189ZM74 117H75V120H76L77 123H75V120H73ZM94 117H95L96 120H102V121L104 120L108 124L109 127L111 126V129H113V131H115V132L112 131L113 132L112 133L113 137L115 135H117L116 138L119 137V136H120L119 137L120 139L122 137L123 138L121 140L119 138H117L118 140L115 139V138L113 139V137L110 136L111 132H109L110 134L107 133L108 134L107 135L105 130H104V133H103V130L101 128L100 129H101L102 133L100 134V132H99L100 129L97 127L96 122H95L96 120L94 119ZM114 117L117 120L116 123H114L115 122L114 121V119H115ZM78 118H79V121H81L82 118H83L82 120L85 119L83 121L84 123L82 122V124H84V126L81 124V122L79 123ZM106 118H108V119H106ZM119 118H121V120H123L122 121L123 123L121 122V120ZM112 119H113V121H112ZM194 119H195V121L197 120L196 122H194L195 124H193ZM93 120H95L94 121L95 123L93 122ZM185 120H186V122H185ZM41 121H42V123H41ZM72 121H73V123H72ZM128 121H130V122H128ZM118 122L121 125L117 124ZM189 122L190 123L192 122L191 123L192 125ZM197 122L199 123L198 124L199 126L197 125ZM49 123H50V126H49ZM181 123H182V125H181ZM184 123L187 126H189V129H188V127L186 125L184 126ZM40 124L41 125L43 124V125L41 126ZM125 124L127 126H125ZM128 124L130 126H128ZM134 124H135V127L137 129L139 128L136 132H135L136 128L133 126ZM75 125L76 126L78 125L79 127L78 126L76 127ZM81 125L83 127H81ZM112 125H113V127H112ZM138 125L139 126L141 125V127H139ZM193 125H194V127H193ZM47 126H48V128H47ZM119 126H121V128ZM180 126H183L184 128L183 127L181 128ZM41 127H43V128L46 127V128H44V130H43ZM123 127H125L126 129L123 128ZM144 127H146V130H145ZM191 127H192V129H191ZM118 128H120V129H118ZM142 128H144V129H142ZM39 129H40V131L42 130V132H40ZM90 129H92L95 133L92 130H90ZM122 129L126 130V131L123 130V131H125V134H122V133H124L122 131ZM127 129H128V132H127ZM200 129L202 130V132H201ZM203 129H205V130H203ZM37 130H38V132H36ZM119 130L121 131V133L119 132ZM139 130L142 131L143 133L142 132L139 133ZM144 130L146 131L145 133H144ZM163 130L164 131L166 130L165 131L166 133L165 132L161 133V131L163 132ZM184 130H185V132H183ZM195 130L199 131L200 133L196 132ZM207 130L210 133H208ZM117 131H118V133H117ZM181 131H182V133H181ZM10 133H14L13 134L14 137H12V135ZM119 133L122 135V137H121V135ZM137 133L140 134L137 137L138 142H136V139H135L136 136H137ZM201 133H202V135L203 134L204 135L202 136ZM224 133H225V135H224ZM43 134H45V136H47V138L44 137ZM143 134H145V135H143ZM154 134H156V135H154ZM160 134H161V136H159ZM208 134H209V136H208ZM98 135H100L101 137L98 136ZM125 135H127V136H125ZM132 135L133 136L135 135V136L133 137ZM168 135H169V137L167 138ZM63 136H61V137L63 138ZM124 136L126 137V139L124 138ZM140 136L143 137V140L140 139L141 138ZM148 136H150V137H148ZM157 136H159V137H157ZM180 136H182V137H180ZM86 137H87V140L88 139L89 140L88 141L86 140L84 142ZM108 137L109 138L111 137L110 140L108 139ZM131 137L134 138V139H132ZM144 137L146 139H144ZM53 138H52V140H53ZM96 138H98L97 141H94V140H96ZM101 138H103L104 141ZM180 138H181V140H179ZM207 138L208 139L210 138L211 140L210 139L209 140L211 142ZM223 138H225L226 141L222 140ZM59 139H61V138H59ZM74 139H76V140H74ZM182 139H184V140H182ZM73 140H74L73 144L70 143ZM111 140L112 141H114V140L118 141V143H120L119 146H118L117 142H112ZM176 140H177V142H176ZM82 141L85 144L81 143L82 145L79 146L80 142H82ZM100 141H101V143H99ZM105 141L108 142V143H106ZM109 141H111V143ZM119 141H121V142H119ZM125 141H126V144H125ZM129 141L132 144L131 143H127ZM140 141L142 143H139ZM170 141H171V144H168V143H170ZM182 141H185L186 145L185 144L182 145L184 143ZM212 141L216 145L214 143H212ZM77 142H79V144ZM86 142H88L89 144H87ZM221 142H223V143H221ZM98 143H99V145H98ZM102 143H103V145L106 144V148H105V145L104 146L101 145ZM112 143H113V145H112ZM123 143L125 144L124 147H122ZM65 144H66V142H65ZM70 144H72L71 145L72 147L74 145V147L70 148ZM114 144H116V145L114 146ZM87 145H88V147L90 145H92V146H90V149H88ZM136 145L137 146L139 145V147H137ZM171 145H172V147H171ZM179 145L183 146V147H180ZM202 145H204V146L202 147ZM101 146H102V149L104 147V149H103L104 151H101ZM120 146H121V148L123 150L122 152L120 150L121 148H119ZM173 146H174V148H173ZM185 146H187V147H185ZM209 146H210V148H212V150L210 149L212 151V153H210L211 151L209 152ZM212 146H214V148L217 149V150L219 149L218 151H219L220 154ZM226 146H227V148H226ZM115 147L117 149H115V151H114L113 148H115ZM163 147H165V148H163ZM107 148H109L110 151ZM167 148H169L171 151H174V152L169 151V149H167ZM179 148H185V149H187V151H190V148L192 149L191 152L187 153V155H188L187 158L190 161H188L186 159V156H185V158L181 157L180 153L177 152ZM204 148L206 150H203ZM220 149H221V151H220ZM222 149H224V150H222ZM82 150L83 149H81V151ZM111 150L114 152V155L112 154ZM140 150H142V149H140ZM131 151H129V152H131ZM99 152H101V153H99ZM102 152H104V154ZM107 152L109 153L110 158L113 157V159H110L111 161L110 160L108 161L107 159L104 158V155H108ZM124 152L127 153V155H125ZM105 153H107V154H105ZM118 153L120 155H124V156H120ZM100 154H101V157H100ZM164 154H166V158H165ZM171 154H173V156H172L173 158L171 157ZM218 154H219V156H218ZM143 155H145V154H143ZM98 156H99V158H98ZM115 156H116V158H117V156H119L120 158L121 157L123 158V160H122V158H121V161L119 160L120 163L123 166L120 167L121 164L118 161V159H120V158L116 159V158H114ZM128 156H131V158L130 157L128 158ZM201 156H203V157H201ZM222 156H223V158H222ZM125 157L127 158L126 159V163H125ZM143 157L141 156V159ZM170 157H171V160H170ZM94 158L96 160H94ZM157 158H160V159H157ZM103 159H104V161H103ZM154 159H156V160H154ZM213 159H214V161H213ZM219 159L222 160L223 162L220 161ZM172 160H174V162H175V160H177L180 165L177 163V161L173 165ZM209 160L211 161L212 164L210 162H207ZM105 161H107V163ZM112 161H117L118 164L116 162H112ZM128 161L130 163H128ZM157 161H158V164H157ZM166 161H167V163H166ZM182 161H184V162H182ZM108 162H110V163H108ZM155 162H156L157 166H155V164H154ZM215 162L216 163L218 162L217 163L218 165ZM102 163H104L106 165H104ZM112 163H114L115 166ZM184 163L186 164V166H185ZM187 163H189V165H187ZM126 164H127L128 167L126 166ZM176 164L179 165L178 168H177L178 165H176ZM107 165H109V166H107ZM129 165H130V168H129ZM211 165H213V166H211ZM112 166H113V168H111ZM183 166L186 169H184ZM218 166H220V168L222 167L221 168L222 170H220V168L217 169L216 167H218ZM124 168L126 170H124ZM127 168H129V171H128ZM187 168H188V171H187ZM215 168L217 170H215ZM223 168H224L225 171L223 170ZM149 169L150 170L153 169V170L150 171ZM171 169H173V170H171ZM213 169L215 171H213ZM115 170H117V171H115ZM130 170L133 171V172H131ZM155 170H156L157 173L156 172H152V171H155ZM7 172H3V171L1 172L0 171V175L2 176L4 173L7 174ZM10 172L12 173V171H10ZM141 172L142 171H140L139 173H141ZM154 175H156V176H154ZM8 176H9V178L11 177L10 175H8ZM12 177H14V176L12 175ZM155 177H156V179H155ZM136 178H138V177H136ZM185 179H186V181H185ZM144 180L146 181L145 183H144ZM161 180H162V182H161ZM16 182H18L17 179H16ZM33 182H34V185L37 186V184H36L37 180H34ZM152 182L155 183V184H152ZM166 183H169L170 187ZM164 184H166V186ZM239 186H240V189H238ZM160 187H162L163 190H160L161 189ZM172 188H173V190H172ZM197 188H198V190H197ZM173 191H174V194L172 193ZM257 193H258V195H257ZM175 194H177V195H175ZM241 198H243V199H241ZM176 200L177 201H181L182 203L181 202L179 203ZM128 201H129V199H128ZM183 203H185V204H183ZM187 204L188 205L190 204V205L188 206ZM138 205H140V206H138ZM138 205H136V206H138L137 209H136L135 206H133V208L136 211H138V213H140V214L142 213V215H145V214L149 213V211H151L150 208H148V206L145 205V204H143V205L138 204ZM248 205L249 206L250 205L251 206L255 205V206L251 209V207H249ZM246 206H248L250 210ZM190 207H192V208H190ZM238 207H240V209ZM140 208H141L142 211L140 210ZM144 208H146V209H144ZM186 208H187V210H186ZM245 209H246V211H245ZM145 210H147V211H145ZM188 210H190V212ZM238 210H241V211H238ZM246 212H247V214H246ZM254 212H257V214L255 213L256 215H254L255 219H254V217L251 216V215L254 214ZM258 212H259V214H258ZM241 213H243V214H241ZM249 213L251 215H249ZM183 215L185 216L184 218H183ZM247 215H248V218H247ZM257 215H259V216H257ZM0 217L6 218V220L4 218H3V220H2V218H0V220L3 222V224H2L1 221H0V223H1L0 226H1L2 230H4L3 234L7 233L8 229L11 230L12 232H14V230H15L16 233H18L20 231L21 228L19 229V228H17L15 226L16 228L14 229V224L11 223V221L9 222V220H11V217L7 218L4 215H2ZM164 217L165 216H163V218ZM224 217H225V219H223ZM260 217H262V218L260 219ZM206 218H208L207 221H205ZM237 218L240 221V222L238 221L239 223L238 222L236 223V221H234L235 219L238 220ZM191 219H192V221H190ZM240 219H242L243 221L240 220ZM249 219L250 220L252 219V220L250 221ZM209 220H210V222H209ZM221 220H223V221L225 220L224 223H222V222L220 223L219 221H221ZM230 220H231V222H229ZM6 221H8V222H6ZM232 222L233 223L235 222V223L231 224ZM253 222H251V224ZM190 223H191V225H190ZM195 223H197V224H195ZM208 223H210V224L207 225ZM10 224L13 225V226H11L12 228H10ZM198 224H199V226H198ZM222 224L224 226H222ZM25 227L26 226H24V229L22 230L23 232H24V230H28L30 228V227L29 228H27V227L25 228ZM1 228H0V232H1ZM234 228H235V230L233 231L232 229H234ZM16 229H18L19 231L16 230ZM235 231H236L237 235L235 234ZM30 232L32 233V229L31 228L26 233L31 234ZM115 232L117 234L115 233L114 235L115 236L117 235V237L118 236L120 237V236L123 235V232L120 231V230H119V232H121V234H119L118 230L115 231ZM166 233L169 234V236H167ZM3 234L0 233V239H2L1 236H3ZM170 236H173V237H170ZM131 237L134 238V240L131 239ZM138 238H139L138 236H130L129 238H127L128 242L131 243V244L130 243L128 244V246H129L128 249L130 250V252H135V253H136V251L140 252L139 248H137V246H136ZM134 241H136V242H134ZM154 241L155 240H153V243H154ZM197 241H199V242H197ZM242 241H243V239H242ZM155 243L156 244H153V247L156 246V245L158 247L157 246L154 247V252H153V247H152L151 249H149L150 251L148 250L149 253H154L153 254L154 257H156V255H158L159 257H161L162 255L163 256L169 255L167 248L164 249V247L159 245L157 241H155ZM132 244L135 247H133ZM216 246H217V248H216ZM237 246H239V247H237ZM205 248H209L208 250H210V251L208 252V250L205 249ZM128 249L126 251L127 253H129ZM155 249L156 250L158 249L157 250L158 252ZM166 250H167V252H166ZM7 251L8 250H6V249H2V250L0 249V257L2 256L0 258V264H5V263H7V261H8L7 264H14V262L17 264L19 261L21 262V260H20L21 258L18 257L16 253H14L13 251H10V253H8ZM202 251L203 252L205 251V252L203 253ZM159 252L162 255H159ZM6 253H7V257L5 255ZM11 256L12 257L15 256V257H13L14 259ZM7 258H8V260H7ZM16 258H17V260H16ZM255 260L257 261V259H255ZM11 261L13 263H11ZM167 261L172 263L171 260H167ZM253 261H254V259L252 260L253 264H257V263L260 264L258 261L257 262L256 261L253 262ZM20 262L18 264H20ZM261 264H264V263H261Z\"/></svg>","mask_w":264,"mask_h":264}]
</instances>
